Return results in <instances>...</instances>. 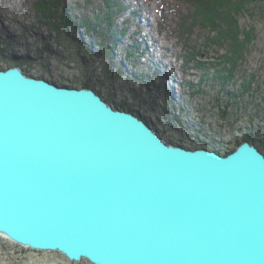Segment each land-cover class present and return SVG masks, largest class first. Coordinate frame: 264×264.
I'll use <instances>...</instances> for the list:
<instances>
[{
  "label": "water",
  "instance_id": "water-1",
  "mask_svg": "<svg viewBox=\"0 0 264 264\" xmlns=\"http://www.w3.org/2000/svg\"><path fill=\"white\" fill-rule=\"evenodd\" d=\"M0 237L92 264H264V153L165 142L91 87L0 69Z\"/></svg>",
  "mask_w": 264,
  "mask_h": 264
},
{
  "label": "rangeland",
  "instance_id": "rangeland-1",
  "mask_svg": "<svg viewBox=\"0 0 264 264\" xmlns=\"http://www.w3.org/2000/svg\"><path fill=\"white\" fill-rule=\"evenodd\" d=\"M38 1L0 0V69L18 65L28 75L70 87L89 81L113 107L140 115L167 143L224 153L249 131V141L264 153V15L240 16L250 39L244 57L231 56L234 63L228 64L223 60L228 46L205 45V31L195 30L187 41L180 37V12L188 6L176 0H122L127 9L115 17L116 29L125 31L120 38L116 34L119 42L107 43L109 36H91L81 26L72 30L74 38L83 39L80 52L74 43L55 40L52 21L42 18ZM86 1L63 0L58 11L66 5L73 14H88L98 0ZM104 39L107 50L97 47ZM193 42L199 67L188 62ZM223 66L231 77L220 74ZM0 264L92 263L0 237Z\"/></svg>",
  "mask_w": 264,
  "mask_h": 264
},
{
  "label": "trees",
  "instance_id": "trees-1",
  "mask_svg": "<svg viewBox=\"0 0 264 264\" xmlns=\"http://www.w3.org/2000/svg\"><path fill=\"white\" fill-rule=\"evenodd\" d=\"M176 1L184 3L188 6V9L180 12L181 15L177 25L180 37H185V40L187 41V36H192L195 30L200 29L205 31V45H215L217 47L222 45L228 46L229 56H223V60L225 62L227 61L228 64L234 63V61H231V58H229L231 56L237 60L244 57V51L247 50V41L250 39L247 32L248 30H241L240 28V16L245 13L253 15L254 12H259V14L264 15V0ZM86 2L87 4H90L88 0ZM62 4L63 0H41L37 2V9L40 11L42 18H45L47 21H52L51 24L56 31L55 40L59 44L67 42L68 44L73 45L74 43L77 47V52H80V49L83 47V39L79 34L77 38H74L73 36L75 34H72V30L76 31L81 26H84L85 31L90 32L91 36L98 33L103 34L106 37L109 36V40L106 38L108 40L107 43L114 41V44L119 42L116 38V34H118V37L120 38L125 32L124 30L116 29L115 25V17L117 13L123 12L127 9V6L122 3V0H98V4L95 3L96 6L92 8L91 12L88 14H73L66 5L58 11V7L62 6ZM103 26H105V28ZM104 41L105 39L102 43H98L97 47H100L102 50H107L108 46H105L106 41ZM134 45L135 49H137L138 45ZM110 48L113 49L112 44ZM190 48L191 51L188 56V62H194L195 65L199 67L201 63L198 61L199 51L196 50L195 42L190 45ZM44 50L49 52V48L46 45ZM65 50L66 49H64V51ZM127 53L131 54L130 51H127ZM84 54L85 53H83V55ZM91 57H93V55H91ZM218 71L220 74L226 72L227 75L230 74L229 77H231L232 73L224 66ZM218 71H216L215 75L218 74ZM229 77H224V81L229 80ZM82 86L92 88L89 81H85ZM251 137L252 134L249 131L246 132L242 140L238 141V145L244 140H250ZM234 149L226 151L223 154H228Z\"/></svg>",
  "mask_w": 264,
  "mask_h": 264
},
{
  "label": "bare ground",
  "instance_id": "bare-ground-1",
  "mask_svg": "<svg viewBox=\"0 0 264 264\" xmlns=\"http://www.w3.org/2000/svg\"><path fill=\"white\" fill-rule=\"evenodd\" d=\"M48 80V79H47Z\"/></svg>",
  "mask_w": 264,
  "mask_h": 264
}]
</instances>
